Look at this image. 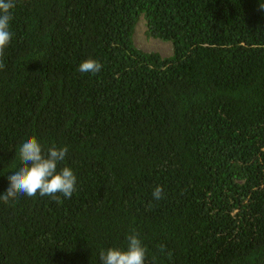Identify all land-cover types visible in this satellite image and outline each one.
Segmentation results:
<instances>
[{"label":"trees","instance_id":"16d2710c","mask_svg":"<svg viewBox=\"0 0 264 264\" xmlns=\"http://www.w3.org/2000/svg\"><path fill=\"white\" fill-rule=\"evenodd\" d=\"M262 5L17 0L0 70V194L31 136L45 152L67 146L57 171L76 184L59 204L0 201V264H101L133 232L145 264H264ZM141 17L169 57L135 47ZM88 59L98 73L78 71Z\"/></svg>","mask_w":264,"mask_h":264},{"label":"clouds","instance_id":"9594fccd","mask_svg":"<svg viewBox=\"0 0 264 264\" xmlns=\"http://www.w3.org/2000/svg\"><path fill=\"white\" fill-rule=\"evenodd\" d=\"M17 5V0H0V70L4 68L2 60L4 50L12 39L10 22L13 19L12 9ZM264 9V5L260 6ZM102 65L88 59L78 66L82 73L96 74ZM68 152L67 146H51L45 150L35 136L25 138L19 145L18 154L21 166L7 177L8 187L0 194V201L7 203L19 196L51 197L56 203H61L60 197L71 198L75 191L76 177L69 167L57 171V165L64 161ZM163 188L156 186L152 191L154 200L163 199ZM126 248H108L100 250L101 264H145L148 250L143 245L138 234L133 232L126 236ZM164 252V246L159 248ZM171 256V253H168ZM155 259V258H153Z\"/></svg>","mask_w":264,"mask_h":264},{"label":"rangeland","instance_id":"374dc122","mask_svg":"<svg viewBox=\"0 0 264 264\" xmlns=\"http://www.w3.org/2000/svg\"><path fill=\"white\" fill-rule=\"evenodd\" d=\"M145 31V21L141 17L133 33V43L135 47L143 52L158 53L162 58L169 57L171 55V44L169 42L147 38Z\"/></svg>","mask_w":264,"mask_h":264}]
</instances>
